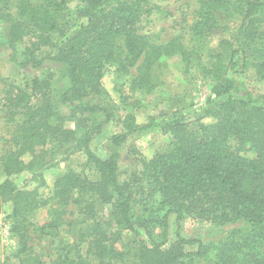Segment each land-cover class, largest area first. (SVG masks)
Wrapping results in <instances>:
<instances>
[{
    "label": "trees",
    "instance_id": "obj_1",
    "mask_svg": "<svg viewBox=\"0 0 264 264\" xmlns=\"http://www.w3.org/2000/svg\"><path fill=\"white\" fill-rule=\"evenodd\" d=\"M10 1L6 0V8ZM12 1L17 5L16 18L5 15L11 18L5 45L11 49L12 62L35 70L45 62L61 66L69 88L59 100L78 103L82 112L103 114V123L111 120V114L101 107H86L83 99L101 94L100 81L109 70L121 79L135 68L136 77H128L131 86L151 90L156 85L150 75L153 66L164 57L178 55L186 67L195 62L215 81L204 110V117L213 122L207 125L197 119L188 123L176 117L162 121L159 127L170 136L168 149L144 162L153 191L161 199L160 208L165 210L159 241L146 221L132 218V191L119 180V154L99 158L90 150L87 136L83 151L97 173V181L89 183L71 171L58 177L51 190V199L58 206L74 205L82 223H88L84 230L90 238L88 255L74 259L66 255L62 264H114L122 260L123 253L115 247L119 233L113 226L136 235L139 229L147 236L148 243L134 239L132 264H186L185 259L192 262L211 254L212 264H264V106L250 97L234 95L237 83L228 76L226 65L229 61L233 68H250L258 81H264V0H196L198 8L190 32L199 44L221 28V19L240 20L236 49L230 51V41H223L222 51L208 66L201 65L199 55L187 51L179 39L153 45L138 34V24L158 8L153 0ZM69 1L81 5L77 15L82 21L68 34L63 12ZM21 43L27 45L22 59L18 49ZM49 83L33 80L32 92L11 83L3 90V107L18 132L13 138L16 150L2 156L0 172L5 177L0 194L12 208L9 218L10 232L17 239L16 264H44L29 245V231L34 226L31 214L46 201L37 199L36 191L18 188L11 178L26 166L22 158L37 157V149L49 141L68 139L62 131L64 118L50 102ZM103 123L96 130H101ZM124 124L133 131L135 118L126 116ZM119 139L113 138L115 142ZM109 200L112 213L108 222L90 217L97 201ZM53 214L55 217L39 228L41 233H50L59 225L61 214L57 210ZM170 214L176 215V240L164 251ZM186 217L235 227L222 241L204 244L182 235L181 223ZM83 237L86 241V235ZM190 246H196V251L184 250Z\"/></svg>",
    "mask_w": 264,
    "mask_h": 264
},
{
    "label": "rangeland",
    "instance_id": "obj_2",
    "mask_svg": "<svg viewBox=\"0 0 264 264\" xmlns=\"http://www.w3.org/2000/svg\"><path fill=\"white\" fill-rule=\"evenodd\" d=\"M6 0H0V172L1 158L6 153L16 150L13 138L16 137L15 122L9 120L7 110L3 107V90L5 84L11 83L31 91V83L35 79H43L50 85V102L55 110L64 118L62 131H66L68 139L55 143L49 141L43 148L37 149V157L25 156L26 166L21 172L11 178V182L20 189L36 191L37 199L46 201L44 206L34 210L30 216L33 227L29 231V245L44 264H62L66 255L69 259L88 255L87 242L90 240L84 230L88 223H82V216L74 205L58 206L51 199V190L55 180L68 173L75 172L89 183L97 181L98 176L93 166L84 154V143L89 136V148L99 158H105L113 152L119 154V180L130 187L132 191L131 215L134 221L144 220L152 228L154 239L159 241L161 234V219L165 213L160 208L159 196L153 191L152 182L145 170L144 162L151 161L157 154L168 149L170 136L159 127L168 118H181L188 123L200 119L204 124H211V118L204 117L207 101L212 98L211 88L215 81L195 65L186 67L181 57L173 55L164 57L153 66L150 73L155 87L151 90L132 87L128 77H136V69L132 68L130 76L118 78L111 70L101 79L100 95H90L83 99L86 107H101L111 114V120L103 123V114L82 112L78 103H62L59 97L69 88L61 66L45 62L40 69L21 68L11 60V49L5 45L7 41L9 14L16 18V2L10 1L7 8ZM158 8L150 16L144 18L137 26L139 35L146 36L153 45H165L173 39H179L184 48L197 53L200 64L208 66L213 62V56L222 51L221 43L230 41V51L236 49V30L239 19H221L219 27L201 44L191 35L190 27L195 11L198 8L196 0H153ZM81 5L69 1L63 12L67 33H72L82 21L77 11ZM25 43L18 45L19 57ZM228 76L236 80L238 91L236 97H250L256 103L264 106V81H258L250 68H233L226 62ZM132 87V88H131ZM36 100H40L37 95ZM34 100V101H36ZM135 118L134 130L125 127L126 116ZM103 123L101 130L96 127ZM143 127H147L143 130ZM114 137H119L114 141ZM5 179L0 173V184ZM40 180V182H39ZM110 201V200H109ZM61 214L59 225L50 233H41L39 228L55 217L53 212ZM10 203H6L0 194V264H16L14 253L17 239L10 232ZM112 213L110 202L97 201L94 205V219L108 222ZM168 242L162 250L166 251L176 240V215L167 218ZM181 233L186 238L200 240L204 244H216L222 241L229 230L235 226L211 225L208 222L186 217L182 223ZM237 227V225H236ZM113 229L119 233L115 243L118 251L123 253V259L114 264H132L134 239H142L148 243L147 236L139 229L137 235L123 229ZM86 235V241L83 236ZM83 238V240H82ZM196 246L185 247L186 252L196 251ZM89 257V256H88ZM186 264H212L213 254L206 259H196Z\"/></svg>",
    "mask_w": 264,
    "mask_h": 264
}]
</instances>
